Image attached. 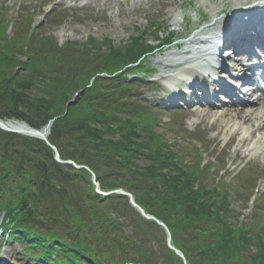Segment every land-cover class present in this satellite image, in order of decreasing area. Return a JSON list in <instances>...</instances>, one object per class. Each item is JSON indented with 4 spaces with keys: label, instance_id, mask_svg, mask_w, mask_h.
Here are the masks:
<instances>
[{
    "label": "trees",
    "instance_id": "1",
    "mask_svg": "<svg viewBox=\"0 0 264 264\" xmlns=\"http://www.w3.org/2000/svg\"><path fill=\"white\" fill-rule=\"evenodd\" d=\"M0 20V118L21 119L40 128L67 109L53 121L48 135L60 157L91 168L103 190L124 188L133 193L147 213L167 224L189 264H264V232L255 230L258 212L250 217L248 232L246 225H228L231 214L224 186L204 196L203 189L214 188L192 172L181 173V158L173 159L166 141L154 131L153 114L131 93L125 67L147 51L141 37H132L123 50L108 46L103 54L97 52L99 41L94 37L62 46L40 35L28 37L29 19L5 38ZM118 70L122 72L111 77L99 76ZM197 166L191 170L200 169ZM201 169L196 172L208 173ZM191 200L197 211L189 208ZM126 210L131 233L123 230L129 221L115 219L128 217ZM2 211L20 242L44 257L50 248L56 250V264H182L157 238L163 231L152 233L156 223L143 218L126 197H102L85 169L55 161L44 141L0 129ZM156 238L163 246L153 253L149 243Z\"/></svg>",
    "mask_w": 264,
    "mask_h": 264
},
{
    "label": "rangeland",
    "instance_id": "2",
    "mask_svg": "<svg viewBox=\"0 0 264 264\" xmlns=\"http://www.w3.org/2000/svg\"><path fill=\"white\" fill-rule=\"evenodd\" d=\"M197 1L198 0H121L118 4L112 2L111 5L105 7L102 3L94 2L93 0H0V19L3 18V24L5 25V38L11 36L18 30L24 20L29 19L31 22L27 32L28 37L40 35L41 38H48V40L51 38L58 46H62L68 42L84 44L90 37H94L99 41L97 52L99 53L100 49V52L103 54L109 52L108 46L112 49L118 48L123 50L130 43L132 37H136L134 35L140 36L141 41L145 44L154 45L157 38L163 39L167 31L173 29L176 31L177 39L168 47H163L160 52H158H163L161 55L155 53L152 58L146 55L141 61L143 69H148V71H151L150 74L152 75L148 80H145L144 77H140V84H138L137 92L140 98L145 100V102L147 101L151 106H157L159 110L157 115L162 119L160 128H157V131L160 130L164 132L165 137L170 142L176 140L180 147H184V145L190 146L194 142V139H191L192 134L189 133H192L196 129V131L202 135V140L204 139L203 143L206 145L205 147L208 148L207 152H209L213 146L220 149L222 147L225 148L223 154L225 153L227 155L228 160L226 166L228 173L225 176L227 182H240L242 180L241 177H239V181L237 179L233 180L232 176L246 161L254 162L255 168L253 170V175H249L248 177L255 182L257 179L264 176V157L259 143L256 142V148L252 151L244 152L245 148L240 147L238 143V140L241 138L239 137V133L232 134L228 129L225 130V128L220 125V114L213 112L206 115L210 107L206 105L199 106L201 109L199 113L186 114L182 111L186 118L184 120V130L181 126H178L176 131L174 127L169 129L170 125L168 124H170V122H164V119L173 118L170 109H176L177 107L174 108V106H172L175 102L165 99L166 95L172 96L170 93H165L169 90L170 85H166L165 81L163 82L160 63L156 61L162 59L165 55H169V53L174 50H180L181 47L175 48V44L178 43V45H180L181 42L186 41L205 24L211 23L215 17H213L208 10L212 7H220L225 4L219 16L225 15V12L230 13L243 8V6L240 5L238 8L233 9L234 5L229 4L227 0H222L221 2H219V0H211L213 2L212 4H215L212 5V7L209 3L207 7H205V4H198ZM55 2L59 3L57 4L59 7L68 8L67 6L70 4L73 6L63 15L65 17L61 18L63 22L49 24L47 20L44 19V12L48 7L55 5ZM19 4L21 5L19 10L20 15L17 16L16 12ZM182 13L186 17V21H182V23L179 24L171 23L169 16H180ZM11 19H13L14 22H12ZM198 20H204L205 22H201V24L198 25V23H196ZM12 23L13 27L10 30L7 28L6 24L11 25ZM36 23H40L41 25L36 28L33 26ZM157 27L159 31L156 30ZM34 28L38 29L39 32L35 33ZM2 31L3 26H0V32ZM103 40H108L109 45L103 44ZM148 67H150V69ZM171 67L173 68L174 66ZM132 69L134 71L143 70L137 67H132ZM133 78L134 76L130 79L133 80ZM173 81H175V78H173ZM169 83L172 84L173 82L170 81ZM75 98V95H71L69 104L74 102ZM162 98L163 100L161 101ZM219 98H222V96H219ZM187 99H190V96H188ZM67 104L68 102L65 107L68 106ZM228 108L231 110L235 109L231 105H229ZM66 112L67 109H64L61 114L50 118L47 123L39 128L45 131L46 138L50 133L53 121L59 116L61 117V115L66 114ZM198 115L201 117L199 120L196 119ZM6 121H9L11 124L20 123L24 126L28 124L21 119H7ZM233 124L232 122L229 123V125ZM23 135L32 137L28 134ZM35 137L36 136H34V138ZM41 140L44 141L43 139ZM207 152L204 153L205 157H208ZM259 183L261 185V180ZM261 188L264 189V185H261ZM240 191L237 201L232 204L233 209L237 212V217L231 219L235 221L238 219L242 220L245 217L246 209L242 206L245 203L244 200L246 196H248L250 192L248 188L244 191L243 189ZM3 214L4 211L0 213V225L7 228L9 227V223L8 220L2 219ZM126 214L129 217V225L125 224L123 230L129 232L131 228L133 229V224L129 215V210H126ZM113 217L115 218L114 215ZM120 218L116 217L115 219L121 220ZM141 229L144 230V228ZM11 241L12 240L0 243V260L9 264H23L14 262V260L18 258L17 252H20L21 247L17 243H11Z\"/></svg>",
    "mask_w": 264,
    "mask_h": 264
},
{
    "label": "bare ground",
    "instance_id": "3",
    "mask_svg": "<svg viewBox=\"0 0 264 264\" xmlns=\"http://www.w3.org/2000/svg\"><path fill=\"white\" fill-rule=\"evenodd\" d=\"M92 1V0H90ZM94 2H100L103 5L109 6L112 2L114 4H118L121 0H93ZM213 1V0H212ZM211 0H198V4H205V7H207V4L212 7ZM222 0H219L221 2ZM263 1V2H262ZM175 2V1H174ZM229 4H233V9L238 8L240 5L243 6L241 10H235L230 13H226L225 15L219 16V13L222 12L224 5L220 7H212L210 9V13L213 17V21L211 23L205 24L204 27L197 30L191 37H189L186 41H183L180 43V45L175 44L176 47H181L180 50L177 49L169 53V55H165L162 59H158L156 62L160 63L161 67V77L163 79V82L165 81L166 85H170L169 90H167L165 93H170L172 96L166 95V100H169L171 102L177 103V101H185L186 105H193L194 109L198 107V105H201L202 102H205L206 104H209L211 101L215 100V97H217L218 92L223 94V96L232 98L234 94L236 93L237 86L234 84L232 86L228 85L227 83H224L221 78H223L222 73L220 72L218 74V78L214 81L212 78H206L205 75V69H213L212 74H216L218 70V65L223 66L224 61V69L222 70L223 73L226 68H230V70H242L243 64L241 62L236 61L235 63H227L226 61H231V58L221 56V54L218 55V63L217 65H213L211 61V56H202L201 55V48L203 45H212L215 47L216 53H221V47H227V54L229 53H236L238 55L243 56L247 61H251L254 58L259 57V55H264V0H227ZM19 16L18 14H16ZM219 16V17H218ZM183 17V14L180 16H169V20L173 24L180 23ZM230 49V50H229ZM231 51V52H230ZM186 52H190L191 57L193 59H196L198 57L197 63H184L183 59L186 55ZM216 58V56H215ZM171 66H174L173 68ZM201 66V67H198ZM240 66V67H239ZM248 70H251L252 76L253 71L255 70V67L249 63H247ZM177 73H172L173 70ZM179 71V72H178ZM250 72V73H251ZM261 76L264 78V71L261 69ZM176 76L177 79L173 81V78ZM188 76V82H183L184 77ZM228 77H231L235 80L236 84L239 83V80L248 81L250 79V76H247V74H243V71L239 72V80L236 79L235 74H232L229 72L227 74ZM173 82L170 84L169 82ZM169 83V84H167ZM250 84V83H249ZM246 86V85H244ZM175 87V91L173 89ZM200 89L202 91V95L200 97L192 94L190 100L198 99L201 101H197L194 103H186V101H190L187 98H182V91L183 89L192 92L193 89ZM245 88V87H244ZM242 92V91H240ZM248 96V97H247ZM246 98L248 100V103H251V105L244 106L245 108H250V111L248 109L242 108L239 111H232L227 108L228 103L221 104L219 106V110L217 111L218 114H220V125L226 129H228L229 132L232 134L239 133V137L241 139L244 137L245 140H238V143H241L242 147L245 148L244 152H247L248 149L256 144L258 142L260 144L261 152L264 157V98H261L260 96H255L253 93H250L247 95ZM225 97V101H234L233 99H228ZM163 98L161 99V101ZM173 103V104H175ZM243 107V106H242ZM214 111H208L206 113L210 114ZM249 112V113H248ZM196 113H199L197 111ZM216 113V114H217ZM204 117V114H203ZM201 117L198 115L197 120H199ZM232 122L233 125H229V123ZM15 128L26 130L27 127L20 124H9ZM238 125V126H237ZM31 127V126H29ZM262 127L261 129H259ZM35 129H38L36 127H32ZM157 128L159 129L160 126H157L155 130L157 131ZM259 129V130H257ZM158 133H163L162 131L158 130ZM258 132L259 134H256ZM196 138L192 141L193 143L190 146L180 147L179 144L175 141H173L170 145H168V148L171 150L173 159L180 160L181 163H177V168L180 169L181 173H188L192 172L194 175L198 178L203 179V181H207L209 178H218V168L214 165H211V163H207L206 165L200 166V169H196V171L203 170L201 168H206L208 170L207 174H202V172H196L192 171V166H197V156L200 152H202L206 147V145L203 143L204 139L202 140V135L199 134V132H195ZM260 136V137H259ZM259 137V138H257ZM227 158V155L225 156ZM220 165H224L219 161ZM196 168H199L198 166ZM166 172V169L163 170ZM216 180V179H215ZM221 187V186H219ZM218 186L214 189H203L201 192L204 196H206L209 191L212 190V192L215 194V192H219L220 188ZM120 190L125 191L129 194H131L129 197L125 194H122V196L126 197L128 204L131 203V198L133 199V203L135 205L131 206L134 208V210L138 207L145 211V209L136 202L133 193L130 191L120 188ZM194 192L193 194L197 193V188H193ZM228 190L230 192H233L236 190V185L231 182H228ZM192 194V193H191ZM189 208L191 210L197 211L198 205L193 200L189 202ZM140 214V213H139ZM120 218V217H118ZM122 222L127 223L129 221V217H121L120 218ZM151 221L156 223V226L158 228L151 229L152 233H157L163 231L162 238H160L161 233H159V236L157 238L161 239L160 242H164V245L169 250H173L172 247H174L173 239L171 236V231L167 224L164 223L163 220L159 219L156 216H153ZM187 229H191V226L188 224ZM257 231V230H256ZM262 231V230H261ZM260 232V231H257ZM128 233H131V230H129ZM157 238L154 241H150L149 247L151 252L154 253L158 252L163 246V243H160L161 246H158L157 244ZM205 245V244H202ZM164 246V247H165ZM195 246V245H194ZM117 258H120V254H116ZM185 263L182 262V264H187L186 257L184 258ZM128 261L124 262L123 264H127ZM0 264H9L0 261Z\"/></svg>",
    "mask_w": 264,
    "mask_h": 264
},
{
    "label": "water",
    "instance_id": "4",
    "mask_svg": "<svg viewBox=\"0 0 264 264\" xmlns=\"http://www.w3.org/2000/svg\"><path fill=\"white\" fill-rule=\"evenodd\" d=\"M0 128H2V129H4V130H8V131H17V132H22V133H25V134H28V135H31V136L40 137V138H42L43 140H45V141L49 144V146L53 149L54 156H55V159H56L57 161H59V162H65V163H70V161H63V160H61V159L59 158V153H58L57 149H56L53 145H51V144L48 142V140H47V138H46V136H45V131H44L43 129H41V130H40V129H35V128L29 127V126H28V129H26V130L13 129V128H10L7 124L3 123L1 120H0ZM75 166H76V167H80V166H78V165H75ZM92 179H93V181H94V183H95V185H96V190H97L98 193H100V194H108V193H109V192H103V191H101V190L99 189V186H98L97 182H95V180H94V175H93V178H92ZM118 192L123 193V194L127 195L128 197L131 195V194H129V193L125 192V191H122V190H118ZM133 202H134V201H133V199L131 198V204H132V205H135ZM137 209H139V211L141 212V214L144 215L145 217H150V216H148V215L145 213V211L142 210L141 208L138 207ZM172 249H173V250H174V251H175L180 257H182L183 260H184L183 254H182L179 250L175 249L174 247H172ZM184 263H185V260H184ZM127 264H135V263H127Z\"/></svg>",
    "mask_w": 264,
    "mask_h": 264
}]
</instances>
